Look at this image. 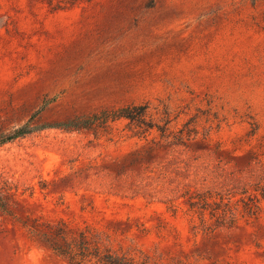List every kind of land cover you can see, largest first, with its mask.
Masks as SVG:
<instances>
[{"label": "rangeland", "instance_id": "374dc122", "mask_svg": "<svg viewBox=\"0 0 264 264\" xmlns=\"http://www.w3.org/2000/svg\"><path fill=\"white\" fill-rule=\"evenodd\" d=\"M134 104L145 123L56 125ZM256 185L264 0H0V264H70L25 216L85 228L136 264H264ZM251 193L257 215L237 200ZM201 196L236 200L238 218L201 217Z\"/></svg>", "mask_w": 264, "mask_h": 264}, {"label": "trees", "instance_id": "16d2710c", "mask_svg": "<svg viewBox=\"0 0 264 264\" xmlns=\"http://www.w3.org/2000/svg\"><path fill=\"white\" fill-rule=\"evenodd\" d=\"M47 102L49 101H45L42 107ZM147 115V106L144 104L124 105L116 109H102L99 113L94 112L88 115L75 116L56 125L74 129L89 127L100 122L106 123L118 118H126L130 121L145 123ZM32 116L24 124L14 128L1 142L30 132L33 129L31 126ZM147 126L152 127L150 124H147ZM254 190H260L261 196L264 198V186L256 185ZM246 192V190L241 191V193ZM225 198L224 196H220L219 200H214L213 205H211L209 204L210 202L207 196H201L200 201L202 204L199 210L201 217H205V211H208L209 216L214 218L218 223H224V220L234 221L237 219V207H234L232 204L236 200L233 201L230 199L228 202L225 201ZM248 199L250 202L245 201V198H239L237 200L243 203L244 211L245 209L247 211L251 209L248 212L249 215H257L260 209L258 204L260 198L255 193H251ZM0 209L6 213H11L6 200L1 194ZM18 221L27 230L28 236L31 239L44 242L57 254L64 256L70 264H136L124 254H118L111 244L104 243L103 240L95 239L97 234L93 232L89 234V231L85 228L73 233L72 228L64 220L60 219L55 223L48 221L39 222L36 218L25 216L24 218H18ZM91 237L94 240H91Z\"/></svg>", "mask_w": 264, "mask_h": 264}]
</instances>
